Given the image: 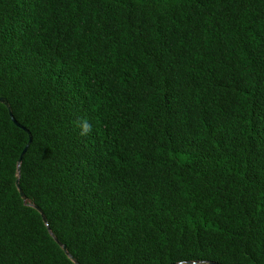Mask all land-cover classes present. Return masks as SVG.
I'll return each mask as SVG.
<instances>
[{"label": "trees", "instance_id": "obj_1", "mask_svg": "<svg viewBox=\"0 0 264 264\" xmlns=\"http://www.w3.org/2000/svg\"><path fill=\"white\" fill-rule=\"evenodd\" d=\"M0 98V264H264V0H0Z\"/></svg>", "mask_w": 264, "mask_h": 264}, {"label": "water", "instance_id": "obj_2", "mask_svg": "<svg viewBox=\"0 0 264 264\" xmlns=\"http://www.w3.org/2000/svg\"><path fill=\"white\" fill-rule=\"evenodd\" d=\"M0 103H2V104L6 107V109H7L8 113H9V116H10L12 122H13L16 126L20 127L23 131H25V132L28 134V137H29L28 143H27L26 146L24 147V149H23V151H22V153L20 154V157H19V159H18V164H20L21 161H22L23 156L25 155L26 151L28 150V148H29V146H30V143H31V136H30V134L28 133V131H27L25 128H23L22 126H20V125L15 121V119H14V117H13V115H12L11 109H10V107H9V105H8V103H7V101H6L4 98H0ZM16 185H17V188L19 189L20 195L22 196V192L20 191V188H19V185H18V181H17ZM63 250H65V247H63Z\"/></svg>", "mask_w": 264, "mask_h": 264}, {"label": "clouds", "instance_id": "obj_3", "mask_svg": "<svg viewBox=\"0 0 264 264\" xmlns=\"http://www.w3.org/2000/svg\"><path fill=\"white\" fill-rule=\"evenodd\" d=\"M76 124H77V127L80 128L82 136L89 135L93 130L91 122L87 120L86 118L80 121H77Z\"/></svg>", "mask_w": 264, "mask_h": 264}]
</instances>
